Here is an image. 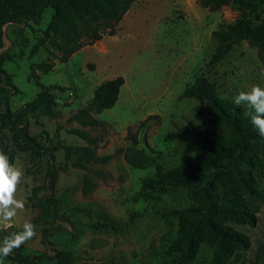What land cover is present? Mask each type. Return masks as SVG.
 Returning <instances> with one entry per match:
<instances>
[{"label":"rangeland","instance_id":"1","mask_svg":"<svg viewBox=\"0 0 264 264\" xmlns=\"http://www.w3.org/2000/svg\"><path fill=\"white\" fill-rule=\"evenodd\" d=\"M52 13L47 8L40 25L5 24L0 53H5L2 68L17 90L10 95L11 110L37 93V82L57 86L52 89L56 115L30 119L29 131L45 130L40 140L54 147V188L47 193L58 199L57 214L74 225L39 217L40 212L32 207L35 200L28 197L32 187L42 183L48 157L18 153L13 165L22 168L24 176L14 195L24 200V208L10 221L0 219V229L12 226L0 240L31 221L36 235L19 247L23 254L49 255L54 247L71 250V264H175L177 254L168 246L176 235L177 219L169 212L194 201L184 187L142 189V180L157 170L164 172L186 159L201 157L195 130L219 129L204 109V99L182 96L196 77L205 78L220 98L231 101L238 90L264 86L260 75L264 61L253 43L239 40L219 61L210 60L216 46L212 33L242 18L251 24L263 22L264 0H245L243 6L230 0L214 11L201 7L198 0H135L115 26L114 35L82 47L63 63L48 43L35 46ZM119 75L124 84L114 105L92 115L98 123L82 125L69 119L88 104L97 85ZM73 130L95 140L86 141ZM64 145L89 146L112 157L104 163L84 162L81 168L74 166V155L65 161ZM141 155L150 161L144 168L132 166L127 159ZM258 187L263 200L256 202L255 223L233 225L250 240V247L233 258L235 264H264L263 178H258ZM74 206L90 207L91 215ZM89 223L104 226L94 230ZM211 256L212 248L202 244L190 264H211ZM4 264L21 263L6 257ZM29 264L56 263L43 258Z\"/></svg>","mask_w":264,"mask_h":264},{"label":"trees","instance_id":"2","mask_svg":"<svg viewBox=\"0 0 264 264\" xmlns=\"http://www.w3.org/2000/svg\"><path fill=\"white\" fill-rule=\"evenodd\" d=\"M135 0H0V48L3 46V26L12 22L40 25L43 13L49 7L53 13L49 17L42 37L36 42L39 47L48 43L57 51L59 62H66L72 54L82 47L92 45L104 35H114L115 26L121 21ZM230 0H198L201 7L214 11ZM244 5L245 0H232ZM216 46L211 62L219 61L232 45L246 40L257 45L259 55L264 61V21L251 24L244 18L237 23L227 25L212 33ZM5 53H0V151L6 153L10 163H14L18 153H28L33 158L46 155V172L42 183L31 189L28 197L32 207L38 210L39 217L45 220L58 218L70 225L74 222L57 214L58 199L52 191L55 181V167L52 162V144H43L38 134L29 131L30 119L40 115L54 117L56 100L52 89L37 82L39 90L28 101L11 110L9 99L17 91L12 77L2 68ZM46 65V66H45ZM50 67V64H38V67ZM124 84L122 76H116L97 85L88 104L70 116L82 125L98 123L93 114L110 108L116 102L120 88ZM182 96L204 99L206 112L214 118L219 129H196L195 143L202 152L199 158H190L164 172L143 179L142 189L153 186L184 187L194 204L176 209L170 214L177 219L175 237L169 242V250L177 254L175 264H190L196 257L202 244L212 248L211 264H235L233 258L250 247L249 237L233 225H253L258 211L256 202L263 200L258 187V178L264 179V139H262L245 116V106L235 105L229 99L220 98L214 85L203 77H196L185 88ZM86 141L95 138L86 132L73 130ZM45 138L49 140L48 136ZM60 142V140H59ZM64 159L72 155L77 159L74 166L84 168V162L104 163L112 155L96 153L89 146H62ZM118 151H121L118 150ZM135 155L140 154L134 152ZM135 167L144 168L149 159L127 157ZM84 178V193L87 192ZM74 209L91 215L88 206H74ZM38 217V218H39ZM87 226L101 230L104 224L89 223ZM12 226L0 229V236L6 235ZM52 245L51 241H48ZM51 254H23L16 249L7 257L21 264L34 263L43 258L54 260L56 264H71L73 253L69 249L52 247Z\"/></svg>","mask_w":264,"mask_h":264},{"label":"clouds","instance_id":"3","mask_svg":"<svg viewBox=\"0 0 264 264\" xmlns=\"http://www.w3.org/2000/svg\"><path fill=\"white\" fill-rule=\"evenodd\" d=\"M260 75L264 77V68L260 69ZM232 102L245 106V116L257 134L264 139V86L256 84L247 90H238ZM23 176V169L15 167L10 163L8 155L0 151V219L10 221L16 216L17 210L24 208V200L17 199L14 195ZM35 235V225L26 221L22 230L0 240V264H4V259L14 249H18Z\"/></svg>","mask_w":264,"mask_h":264}]
</instances>
